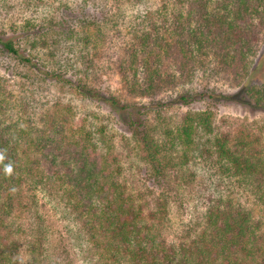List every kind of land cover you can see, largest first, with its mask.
<instances>
[{"label": "trees", "instance_id": "trees-1", "mask_svg": "<svg viewBox=\"0 0 264 264\" xmlns=\"http://www.w3.org/2000/svg\"><path fill=\"white\" fill-rule=\"evenodd\" d=\"M99 1L102 4L105 0H75L74 5L65 0L60 8L73 18L80 17L88 28L105 16ZM132 3L130 36L115 64L127 92L153 97L155 107L168 102L188 104L207 95L186 91L167 102L154 100L165 90L191 81L199 69L213 68L209 65L214 63L215 72L233 75L238 90L211 93L209 97L264 109V77L258 78L250 60L264 30V0ZM67 25L54 24L51 32L72 40L77 28L69 22ZM84 38L89 42L90 32ZM21 41L0 32V51L38 69L44 79L103 102L126 119L140 135L139 154L150 162L156 180L166 178L172 168L200 159L256 184L264 204V145L251 137L248 128L219 133L214 130L212 112L188 111L175 128L166 130L164 141L158 140L140 108L135 113L137 107L73 79L69 70H50L34 63ZM2 83L0 79V264H21L10 218L16 206L23 207L29 197L35 198L36 193L26 197L27 188L40 186H50L65 201L100 264H264V213L257 214L231 197H220L192 231L170 239L157 222L158 211L148 207L144 199L142 202L120 178L121 165L110 142L104 141V125L100 137L86 123L70 130L69 125L63 128L58 117L41 127L30 119H6L3 103L8 100L6 95L2 97ZM200 132L214 137L206 136L200 144ZM100 140L107 143L109 151L100 148Z\"/></svg>", "mask_w": 264, "mask_h": 264}, {"label": "rangeland", "instance_id": "rangeland-1", "mask_svg": "<svg viewBox=\"0 0 264 264\" xmlns=\"http://www.w3.org/2000/svg\"><path fill=\"white\" fill-rule=\"evenodd\" d=\"M63 1L0 0V32L22 40L21 46L35 59L34 63L50 70H69L73 79L93 88H102L115 95L122 104L137 107L135 113L140 108L145 112L147 127L153 128L158 140L164 141L166 130L175 128L188 111L209 110L216 132H239L248 128L251 137L264 145V109L227 101L219 96L209 97L211 93L232 94L238 90V85L231 79L233 75L223 70L215 72L217 66L214 63L209 65L213 68L199 69L193 80L165 90L154 100L167 102L186 91L207 95L198 94L200 97L188 104L168 102L155 107L151 102L153 97L133 96L127 92L115 64L123 55L125 39L130 36L134 0H105L102 4L99 1L105 8V16L98 20L99 24L88 28L80 17L73 18L60 8ZM68 1L74 5L75 0ZM151 1L156 3L157 0ZM67 22L77 28L76 39L67 41L64 34L59 36L51 32L54 31L52 25L68 27ZM89 32L90 41L85 43L84 37ZM250 60L258 78H263L264 30ZM37 70L0 51V79L3 80L2 88H5L2 97L6 95L8 100L3 103L7 107L6 119H30L39 126L50 124L58 117L63 128L69 125L70 130L86 123L87 128L100 137V128L104 125L107 133L104 141L110 142L121 165L120 178L142 202L144 199L148 207L158 211L157 222L170 239L177 240L192 231L203 221L207 208L220 197H231L253 208L257 214L264 213L256 184L212 162L194 159L187 165L172 168L163 180H156L150 162L139 154L137 129L110 111L103 102L81 96L68 85L44 79ZM142 104L151 106L143 107ZM206 136L209 139L214 137L200 132V144L205 142ZM99 146L104 152L109 151L107 143L101 140ZM27 189L30 190L25 191L26 197L36 193L35 198L29 197L23 207L16 206L10 218L14 232L12 238L19 244L20 263L100 264L80 225L56 191L50 186L49 189L44 186Z\"/></svg>", "mask_w": 264, "mask_h": 264}]
</instances>
